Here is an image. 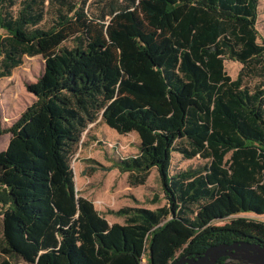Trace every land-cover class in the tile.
<instances>
[{
	"label": "trees",
	"instance_id": "1",
	"mask_svg": "<svg viewBox=\"0 0 264 264\" xmlns=\"http://www.w3.org/2000/svg\"><path fill=\"white\" fill-rule=\"evenodd\" d=\"M259 4L0 0V77L45 59L0 149V264H170L222 241L264 244V220L234 216L264 213ZM98 119L140 137L106 168L142 184L156 167L167 203L111 208L125 221L110 222L78 191L72 158ZM174 151L205 161L173 171Z\"/></svg>",
	"mask_w": 264,
	"mask_h": 264
},
{
	"label": "rangeland",
	"instance_id": "2",
	"mask_svg": "<svg viewBox=\"0 0 264 264\" xmlns=\"http://www.w3.org/2000/svg\"><path fill=\"white\" fill-rule=\"evenodd\" d=\"M97 9L96 0H89V11ZM257 27L261 38L264 39V0H260ZM44 66L45 59L41 54L25 55L23 62L14 68L11 75L0 77V128L3 129L0 132V149L7 146L12 135L11 131L5 129L35 99V95L28 90L27 83L37 80L43 72ZM225 67L232 77H236L241 63L226 59ZM82 140L72 158L76 187L80 193L94 199L95 205L100 210L107 213L109 206L121 207L127 203L150 208L167 203L156 167L152 168L146 182L142 184H132L127 171L122 172L117 167L106 168L120 157L138 152L140 137L136 131L121 133L103 120L98 119L90 124V128L84 132ZM204 161L205 159L199 155L186 158L180 152L174 151L172 170L196 166ZM1 211L0 206V234ZM108 214L111 218L114 215L121 221H125V217L122 215L109 212ZM238 215L264 220V214L255 212H242L234 216ZM142 264H147L146 258H143Z\"/></svg>",
	"mask_w": 264,
	"mask_h": 264
},
{
	"label": "water",
	"instance_id": "3",
	"mask_svg": "<svg viewBox=\"0 0 264 264\" xmlns=\"http://www.w3.org/2000/svg\"><path fill=\"white\" fill-rule=\"evenodd\" d=\"M221 256H227L226 260L219 262ZM170 264H264V244L248 239L222 241L195 253L182 254Z\"/></svg>",
	"mask_w": 264,
	"mask_h": 264
},
{
	"label": "crops",
	"instance_id": "4",
	"mask_svg": "<svg viewBox=\"0 0 264 264\" xmlns=\"http://www.w3.org/2000/svg\"><path fill=\"white\" fill-rule=\"evenodd\" d=\"M154 168V167H153ZM81 194H83L84 196H87V197H89L88 195H86V194H84V193H81ZM90 198V197H89ZM94 200V199H93ZM95 201V200H94ZM96 203V202H95ZM127 205H132L131 203H127ZM124 206V205H123ZM96 207L99 209V207L96 205ZM111 208H115V209H117V208H119V207H108V209H107V211L109 212V213H112V212H110L109 210ZM100 210V209H99ZM106 210V209H105ZM100 212L102 213V214H104L107 218H108V220L110 221V222H114V221H119V222H124V221H121L119 218H117L116 216H114L113 215V217L111 218L110 216H109V214H108V212L107 213H105V211L103 210H100ZM114 214V213H113ZM262 214H264V213H262ZM125 217V216H124ZM111 220H113V221H111ZM124 220H125V218H124ZM1 226H2V217H1Z\"/></svg>",
	"mask_w": 264,
	"mask_h": 264
},
{
	"label": "built area",
	"instance_id": "5",
	"mask_svg": "<svg viewBox=\"0 0 264 264\" xmlns=\"http://www.w3.org/2000/svg\"><path fill=\"white\" fill-rule=\"evenodd\" d=\"M144 258H146V257H144Z\"/></svg>",
	"mask_w": 264,
	"mask_h": 264
}]
</instances>
